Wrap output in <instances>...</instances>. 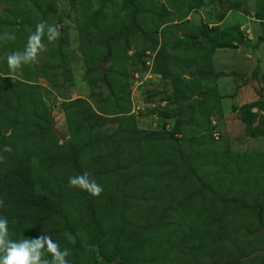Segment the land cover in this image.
Listing matches in <instances>:
<instances>
[{"label": "rangeland", "instance_id": "rangeland-1", "mask_svg": "<svg viewBox=\"0 0 264 264\" xmlns=\"http://www.w3.org/2000/svg\"><path fill=\"white\" fill-rule=\"evenodd\" d=\"M132 1L138 25L124 0H0V34L16 35L0 42L10 238L49 234L69 264H98L101 248L117 264H264L249 258L264 248V0ZM46 2L61 15L38 8ZM41 20L61 35L11 72L7 54ZM124 26L139 29L116 41ZM85 171L103 188L96 252L89 194L68 184ZM208 186L253 208L224 205Z\"/></svg>", "mask_w": 264, "mask_h": 264}, {"label": "clouds", "instance_id": "clouds-1", "mask_svg": "<svg viewBox=\"0 0 264 264\" xmlns=\"http://www.w3.org/2000/svg\"><path fill=\"white\" fill-rule=\"evenodd\" d=\"M61 35L60 26L49 24L46 20H41L35 25V30L28 37L23 51H14L6 56V63L11 72H16L23 65L37 62L38 55L44 50L43 38L46 36L49 42L55 41ZM14 32L5 31L0 34V42L15 41ZM5 152H11L9 146H5ZM4 160L0 156V163ZM70 187L78 188L87 192L91 196H100L103 192L95 179L90 177V173L85 171L79 175L68 178ZM4 201L0 199V207ZM72 242L74 239L69 237ZM68 248H61L51 235L42 234L36 238H21L13 240L9 235L8 219L0 216V264H69L70 255ZM50 257V258H48Z\"/></svg>", "mask_w": 264, "mask_h": 264}, {"label": "trees", "instance_id": "trees-1", "mask_svg": "<svg viewBox=\"0 0 264 264\" xmlns=\"http://www.w3.org/2000/svg\"><path fill=\"white\" fill-rule=\"evenodd\" d=\"M76 1L77 0H71V3L75 6ZM42 5H45V8L47 9V12H48L47 15L51 14V15H54L55 16V15H58V14L62 13L61 11H59V9L56 7V5H54L52 3H48V2H46L44 4L39 3L38 4V8L39 9L42 8ZM122 10H123V12H127L128 10H130V18H131V21H134V23L136 25H138V23H137L138 18L136 16V14L138 12V6H137V4L134 1H132V0H124V5L122 7ZM138 29L139 28L137 26H133L132 28H130L128 26H124L122 28V31L118 34V36L116 38L115 37L114 38H115L116 41L117 40H123V38L126 39L128 36L135 35L137 33ZM109 44H110V41H107V42H105L103 44V47H105L107 50L108 49L110 50ZM109 50H108V53H109V55H111V52ZM74 165L76 166L77 169L80 168L79 161H78L77 157H75V159H74ZM19 175L20 174H19V172L17 170H14L12 172V174H11V176L13 178H19ZM208 188H210V186H208ZM210 191H211V193L215 197H217V196L221 197L224 205L225 204H229L230 206L232 205V206H234L237 209H243V210H250V209L253 208L252 205L247 204V199L246 198L234 197V196L231 197V198H229L230 197L229 194L228 195H224L222 193V191H220L218 189H214V188H210ZM92 197L93 196H91L89 194V198H90L89 208L91 209V212L93 214L94 224H95L96 228L98 229V232H100V233H98L99 236L97 237V240H95V242L93 244H91L90 250L93 251V252H96V249H99L100 248V245L104 241V234H103L102 230H100L101 229V226H100V224H99V222H98V220H97V218L95 216V207H94V204H93ZM38 201H40V200H38ZM260 209H261V214L264 213V204L260 206ZM262 239L264 240V238H262ZM108 255L109 254L107 253V251L106 250L104 251L103 248H101L100 250H98L97 254H95V256L98 257L97 258L98 259V264H112V263H116L117 264L118 261L117 260L110 261L108 259ZM258 257L264 258L262 256H258ZM210 264H223V262L222 261H216L215 258H214L210 262Z\"/></svg>", "mask_w": 264, "mask_h": 264}, {"label": "water", "instance_id": "water-1", "mask_svg": "<svg viewBox=\"0 0 264 264\" xmlns=\"http://www.w3.org/2000/svg\"><path fill=\"white\" fill-rule=\"evenodd\" d=\"M253 62V65H252V68L251 70L248 72V76L245 78L247 79L248 77H251L252 76V73L253 71L256 69V67L258 66V61L256 60V58H253L252 60ZM51 131L52 133L59 137L61 141H66V136L61 132L59 131L57 128H56V124L55 123H52V126H51ZM259 231L260 233L262 234V236L264 237V225H263V222H262V216H261V213L259 214ZM258 256H263L264 257V248L261 249V250H258L254 253H252L249 258H257ZM243 260H246V258H242V261ZM112 264H116V263H112Z\"/></svg>", "mask_w": 264, "mask_h": 264}]
</instances>
